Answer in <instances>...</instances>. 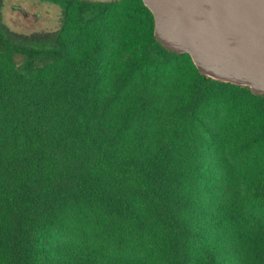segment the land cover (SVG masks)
<instances>
[{"label": "trees", "instance_id": "1", "mask_svg": "<svg viewBox=\"0 0 264 264\" xmlns=\"http://www.w3.org/2000/svg\"><path fill=\"white\" fill-rule=\"evenodd\" d=\"M50 1L63 11L55 32L22 37L0 18V264H264V177H252L244 193L237 181L222 182L218 195L200 176L199 157H190L205 89L237 88L262 102L264 95L204 76L192 61L195 90L173 106L154 81L103 82L93 56L70 49L65 18L75 4L84 27L123 0ZM140 1L150 25L141 63L189 57L158 42ZM139 87V100L123 101ZM89 220L116 236L120 251L127 236L139 241V257L78 244Z\"/></svg>", "mask_w": 264, "mask_h": 264}, {"label": "rangeland", "instance_id": "2", "mask_svg": "<svg viewBox=\"0 0 264 264\" xmlns=\"http://www.w3.org/2000/svg\"><path fill=\"white\" fill-rule=\"evenodd\" d=\"M0 18L11 32L32 37L59 30L63 24V11L57 3L47 0H2ZM65 20L70 49L79 55H92L99 66L97 76H101L103 82L133 78L134 82L149 84L154 81L157 91L167 96V105L171 106L180 100L176 97L190 98L193 94L198 76L189 57L181 55L164 65L141 63L137 57L150 34L140 0L116 2L103 16L84 27L77 24L73 4ZM14 60L21 63L23 57L15 55ZM134 62L139 67L131 66ZM55 70L57 68L52 71ZM204 93L207 101L199 114L200 122L194 127L195 134L200 135L197 151L194 150L190 157L198 156L201 160L200 176L207 178L205 182L210 191L220 195L222 182L233 180L237 183L231 184L232 187L244 193L252 177H264V102L237 88L213 87L205 89ZM142 96L141 87L139 91L128 89L122 94L127 104ZM154 108V105L150 106L151 111H158ZM198 123L205 124L210 134ZM212 147H216L214 152ZM260 220L264 222V216H260ZM83 226L87 232L75 237L81 246L115 258L139 257V241L132 236H127L124 250L120 251L118 238L113 235L111 238L101 224L89 220L84 221ZM60 242L67 243L65 239ZM60 242H57V248L61 246Z\"/></svg>", "mask_w": 264, "mask_h": 264}, {"label": "water", "instance_id": "3", "mask_svg": "<svg viewBox=\"0 0 264 264\" xmlns=\"http://www.w3.org/2000/svg\"><path fill=\"white\" fill-rule=\"evenodd\" d=\"M142 2L163 47L189 55L204 76L264 95V0Z\"/></svg>", "mask_w": 264, "mask_h": 264}, {"label": "flooded vegetation", "instance_id": "4", "mask_svg": "<svg viewBox=\"0 0 264 264\" xmlns=\"http://www.w3.org/2000/svg\"><path fill=\"white\" fill-rule=\"evenodd\" d=\"M47 1H50V0H47Z\"/></svg>", "mask_w": 264, "mask_h": 264}]
</instances>
